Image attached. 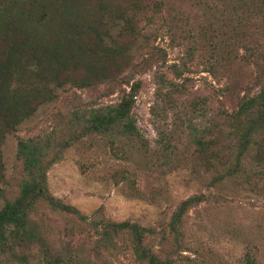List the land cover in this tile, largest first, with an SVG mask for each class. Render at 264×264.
<instances>
[{
    "label": "rangeland",
    "instance_id": "obj_1",
    "mask_svg": "<svg viewBox=\"0 0 264 264\" xmlns=\"http://www.w3.org/2000/svg\"><path fill=\"white\" fill-rule=\"evenodd\" d=\"M0 2L13 9L0 61L21 31L33 29L45 45L69 25L97 28L101 6L125 14L136 32L85 64L68 61L55 97L2 134L0 209L25 178L16 140L49 136L47 156L58 160L46 169L47 193L86 219L36 200L27 210L36 239L0 243V264H146L129 233L101 235L102 223L122 221L147 230L142 246L167 264H242L245 253L264 264V130L235 170L232 127L238 105L264 83V0ZM80 79L90 86L72 87ZM134 83L133 145L73 122V111L116 106ZM197 140L207 144L203 153ZM189 197L198 201L171 232V214Z\"/></svg>",
    "mask_w": 264,
    "mask_h": 264
},
{
    "label": "trees",
    "instance_id": "obj_2",
    "mask_svg": "<svg viewBox=\"0 0 264 264\" xmlns=\"http://www.w3.org/2000/svg\"><path fill=\"white\" fill-rule=\"evenodd\" d=\"M11 10L13 11L0 2L1 32L13 26ZM99 11L100 20L97 28L87 30L77 25L74 27L69 25L57 37L46 36L48 39L45 45L41 43L43 36L33 38L29 34L35 33L33 29L24 30L21 31L24 32L22 36L10 44L5 58L0 61V138L3 133L12 132L22 120L30 117L39 104L55 97L54 92L66 83L60 79V75L66 71L68 61L74 65L85 64L95 56L96 52L110 51L122 33L136 35L134 25L128 23L125 14L110 16L107 9L102 6ZM89 86L87 79H80L72 84V87L76 88ZM137 88L138 83L132 84L129 92L120 98L116 106L91 109L85 114L73 111L71 113L73 122L84 121L85 130L89 134L114 133L125 137L133 145L139 137V132L132 121L130 110L134 100L133 93ZM234 119L233 134L238 141L236 162L233 165L236 170L242 166L238 162L254 141V135L264 130V83L256 94L238 105ZM53 143L49 136L41 140H16L15 158L21 162L25 178L20 182L17 197L12 201H5L0 209V243L6 244L12 241L11 245L14 246L17 240L36 239L31 223L27 219V210L36 200L46 201L52 209L70 214L81 221L86 219L75 208L62 204L47 193L45 172L50 164L58 160L57 153L53 158L47 156ZM163 143L165 141H161V144ZM195 144L199 153L206 150L207 144L202 140H197ZM66 145L67 143L61 146ZM232 173L233 171H228L227 175ZM197 201L198 198L189 197L179 203L168 222L171 232L180 222L185 210ZM102 224V236H107L109 233H129L134 242V249L140 248L139 257L145 260L146 264H167L166 261L158 260L142 246L144 233L147 231L144 228L128 221ZM242 264H255V262L245 253Z\"/></svg>",
    "mask_w": 264,
    "mask_h": 264
}]
</instances>
